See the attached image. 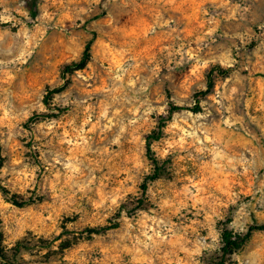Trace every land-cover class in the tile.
<instances>
[{
  "label": "rangeland",
  "instance_id": "374dc122",
  "mask_svg": "<svg viewBox=\"0 0 264 264\" xmlns=\"http://www.w3.org/2000/svg\"><path fill=\"white\" fill-rule=\"evenodd\" d=\"M0 184V264L217 263L264 224V0H0Z\"/></svg>",
  "mask_w": 264,
  "mask_h": 264
},
{
  "label": "trees",
  "instance_id": "16d2710c",
  "mask_svg": "<svg viewBox=\"0 0 264 264\" xmlns=\"http://www.w3.org/2000/svg\"><path fill=\"white\" fill-rule=\"evenodd\" d=\"M91 44H92V41H89L86 44L85 49H84L81 57L79 58V60L72 62L71 64H68L64 67V69H63L64 74L71 72L73 70L82 69L87 65V63L89 62V60L91 58ZM228 72H229V69H224L220 66L212 68L211 71L209 72V75H208V77H209L208 91H210L214 87V75L216 73L220 74V75H225ZM57 91H58L57 88L49 91V93L46 96V102H48V100L52 97V95L54 93H56ZM208 91L201 92L200 94L203 95ZM182 109H190L194 113H199L202 111L200 103H197L195 106H193L191 108L173 105L171 107L170 111H171V113H173L175 111L182 110ZM56 114L58 115V113H56ZM57 115H37V116L33 117L32 119H34V118L40 119L43 116L50 117V116H57ZM166 120L167 119H162L160 122V125H159L160 130L155 131L148 138L147 156L154 164V172H153V174L149 175L147 177V179L145 180V182L142 184V190L144 193L147 191L149 182L156 180L161 175L158 160L152 151V140H158L161 137L162 132H163L162 128L164 127ZM0 190L5 195H7L15 205L24 206V205L29 203V201H26L24 199H20L18 197V195L12 194L6 187H4L1 184H0ZM142 203H143V200H139V205H142ZM116 227H118V223H115L113 226L91 227V228H88L87 230H88V232H90V234H98V233H101V232L106 231L108 229L116 228ZM256 230H264V224L251 226L248 229L247 233H245L244 235L235 233L232 230L225 228L222 232L223 257L217 263H214V264H224L226 257L228 255L234 254L238 250H240L244 246V244L247 242V240L252 236L253 232Z\"/></svg>",
  "mask_w": 264,
  "mask_h": 264
}]
</instances>
